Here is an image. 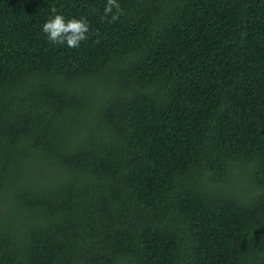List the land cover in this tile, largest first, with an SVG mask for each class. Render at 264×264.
I'll list each match as a JSON object with an SVG mask.
<instances>
[{"label": "trees", "instance_id": "trees-1", "mask_svg": "<svg viewBox=\"0 0 264 264\" xmlns=\"http://www.w3.org/2000/svg\"><path fill=\"white\" fill-rule=\"evenodd\" d=\"M117 3L0 0V264H264V0Z\"/></svg>", "mask_w": 264, "mask_h": 264}, {"label": "clouds", "instance_id": "clouds-1", "mask_svg": "<svg viewBox=\"0 0 264 264\" xmlns=\"http://www.w3.org/2000/svg\"><path fill=\"white\" fill-rule=\"evenodd\" d=\"M113 7L117 9V12L120 10L117 0H107L103 10L105 16L113 12ZM111 18L114 20L117 17L113 14ZM41 30L53 44H62L69 48H75L87 38L86 34L89 31V24L83 17L65 18L64 15L57 13L56 9L53 8L52 14L43 23Z\"/></svg>", "mask_w": 264, "mask_h": 264}, {"label": "rangeland", "instance_id": "rangeland-1", "mask_svg": "<svg viewBox=\"0 0 264 264\" xmlns=\"http://www.w3.org/2000/svg\"><path fill=\"white\" fill-rule=\"evenodd\" d=\"M245 185L248 186V182H247V179L245 178Z\"/></svg>", "mask_w": 264, "mask_h": 264}]
</instances>
